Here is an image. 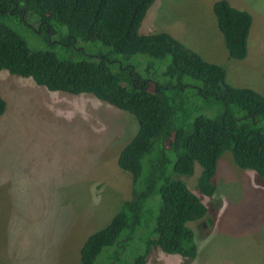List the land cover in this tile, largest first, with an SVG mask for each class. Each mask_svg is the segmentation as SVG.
Returning a JSON list of instances; mask_svg holds the SVG:
<instances>
[{
  "label": "rangeland",
  "instance_id": "1",
  "mask_svg": "<svg viewBox=\"0 0 264 264\" xmlns=\"http://www.w3.org/2000/svg\"><path fill=\"white\" fill-rule=\"evenodd\" d=\"M215 1L155 0L147 14L156 28L170 32L205 59L222 62L230 84L264 95V0H228L253 17L250 55L243 60H229L220 53L223 34L213 11ZM0 22L15 29L29 47L54 50L71 59L104 48L88 40L62 44L65 28L49 35L48 29L40 32L30 26L32 21L16 14L1 13ZM139 32L147 33L141 26ZM169 60L147 54L129 58L138 75L161 83L167 79L162 72ZM22 80L31 81L33 87L16 86ZM13 88L15 98L9 94ZM37 88L60 94L53 110L39 95L31 94ZM0 94L7 99L0 118V264H80L88 235L107 226L132 197V175L117 160L137 132L138 121L131 112L91 93L51 91L7 69L0 71ZM217 106L207 113L214 115ZM258 122L264 131V113L258 115ZM169 144L178 147L180 141L170 136ZM201 171L195 161L192 175L180 176L208 207L206 216L213 218L211 227L206 218L188 222L198 245L196 258L151 245L144 264H264V178L238 166L230 145L218 160L212 196L197 187ZM152 227L137 230L118 264H127L145 251L139 236L156 237Z\"/></svg>",
  "mask_w": 264,
  "mask_h": 264
},
{
  "label": "trees",
  "instance_id": "2",
  "mask_svg": "<svg viewBox=\"0 0 264 264\" xmlns=\"http://www.w3.org/2000/svg\"><path fill=\"white\" fill-rule=\"evenodd\" d=\"M154 1L0 0V14L22 16L40 32L48 29L53 35L65 28L62 44L88 40L104 47L96 54L83 52L82 58L71 59L54 50L29 47L15 29L0 22V71L31 77L52 91L91 93L131 112L138 121L137 132L117 160L132 175V197L107 226L88 235L80 264L120 263L137 230L152 226L157 236H139L145 251L127 264H144L151 245L195 259L198 245L188 222L206 218L211 227L213 218L206 216L208 207L180 176L192 175L197 161L202 166L197 187L212 196L225 146L230 145L238 166L264 178V131L258 122V115L264 113V95L230 84L223 65L207 61L171 33H140ZM213 10L229 57L246 58L251 13L228 0H216ZM137 54L159 60L169 57L162 72L167 79L161 83L138 75L129 62ZM119 55L124 59H117ZM216 105L215 114H208ZM6 108L0 94V117ZM170 136H177L178 147L169 144Z\"/></svg>",
  "mask_w": 264,
  "mask_h": 264
},
{
  "label": "crops",
  "instance_id": "3",
  "mask_svg": "<svg viewBox=\"0 0 264 264\" xmlns=\"http://www.w3.org/2000/svg\"><path fill=\"white\" fill-rule=\"evenodd\" d=\"M234 6V5H233ZM236 7V6H235ZM238 8V7H237ZM149 11V10H148ZM214 11V10H213ZM215 14V13H214ZM144 30V32H147V33H151V31H166V30H162V28L161 27H157L156 28V21L154 22L153 20H152V18H150V15H149V13L148 14H146V17H145V19L143 20V22H142V24H141V31H143ZM168 32V31H167ZM170 33V32H169ZM250 38H251V30H250V33H249V37H248V39H249V42H250ZM221 45H224L223 46V48H222V50H220V53L222 54V55H225V56H227V59H229V60H231L232 58H230L229 57V54H228V49H227V47H226V43H225V39H224V36H223V38L221 39ZM186 45H187V43H186ZM189 46V45H188ZM190 47V46H189ZM249 55H250V53L248 52V54H247V56H246V58L247 57H249ZM203 57H204V55H202ZM205 58V57H204ZM246 58H244V59H246ZM206 60H208V59H206ZM243 60V59H242ZM208 61H211V60H208ZM211 62H214V63H218V64H222V62H220V61H211ZM33 79V78H32ZM36 84H37V82H36ZM38 85V84H37ZM16 86H18L19 88H22V89H29V88H31V87H33V84H32V82L31 81H28V80H22V81H20L19 83H17V85ZM41 86V85H40ZM44 87V86H43ZM48 89V88H47ZM49 90V89H48ZM52 91V90H51ZM16 91H15V88H13L12 90H10L9 91V94L11 95V96H13V98H15V96H16V93H15ZM64 92V91H63ZM34 93L36 94H33V93H31L32 95H34V96H37L38 97V95H39V97L40 98H43L45 101H47L48 102V104H49V106L52 108V110H53V107H54V104L58 101V99L61 97L60 96V94H50L49 95V93L48 92H45V91H41L40 89H34ZM261 93V92H260ZM5 99H6V97H5ZM7 100V99H6ZM7 103V102H6ZM5 113V112H4ZM51 117H52V115H51ZM51 117L50 116H46V118L47 119H51ZM1 118V117H0Z\"/></svg>",
  "mask_w": 264,
  "mask_h": 264
}]
</instances>
